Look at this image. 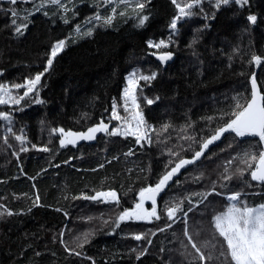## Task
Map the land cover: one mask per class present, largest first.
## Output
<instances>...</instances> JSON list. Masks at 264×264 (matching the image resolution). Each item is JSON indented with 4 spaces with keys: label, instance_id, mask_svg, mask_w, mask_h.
I'll use <instances>...</instances> for the list:
<instances>
[{
    "label": "trees",
    "instance_id": "16d2710c",
    "mask_svg": "<svg viewBox=\"0 0 264 264\" xmlns=\"http://www.w3.org/2000/svg\"><path fill=\"white\" fill-rule=\"evenodd\" d=\"M76 2L79 15L69 25H64L58 17L53 22L42 13H36L31 17L32 23L25 35L19 38L7 26L10 24V13L0 11V83H22L24 77L35 75L43 69L45 54L51 44L68 37L73 24L95 12V8L88 6L92 0ZM7 7V3L0 1V9ZM15 7L30 8L31 4H18ZM205 8L212 12L209 4L205 3ZM55 10L48 9L50 14ZM108 11L110 9L104 10L103 14L107 15ZM149 13L150 19L143 28L134 27L135 21L129 18L131 13L125 18L117 15L113 27L99 29L93 38L76 44L69 43L59 54L50 74L42 77L46 86L41 87L40 97L45 103L41 105L29 101L23 111L12 112L16 134L23 129L30 141L28 152L13 157L11 153L18 151L19 145L9 137L15 148L5 147L2 140L4 129L0 127V205H3L0 211L6 208L18 213L0 219V264H91L89 260L69 256L64 251L59 242L58 233L61 230L70 248L79 242L73 237L86 230H98L90 237V243L84 246L85 254L95 259L96 264H160L156 257L161 255L159 248L162 245L166 249L178 248V244L171 242V232L176 231L182 239V229L173 225L172 230L152 237L153 245H144L150 251L136 261L134 254L128 255V249L138 246L139 242L128 234L138 232V228L123 222L116 232L109 234L111 221L118 211L132 207L134 193L141 186H146L145 181L137 180L138 175L143 176L141 168L151 166L152 183H155L156 174L168 159L167 150L183 143L178 140L182 125L191 120L197 122L198 129L203 124L200 117L213 115L214 110L222 106L235 91H243L246 87L250 91L248 79L253 72L256 73L258 86L264 87V66L249 64L253 53L264 57V0H250L249 5L242 9L232 5L218 11L196 46L198 56H193L188 44L193 29L204 21L195 18L181 27L180 35L168 49L173 52L172 60L160 66L161 76L154 82L155 87L151 91L145 88L144 91V95L149 97L162 94V99L155 104L142 105L149 123L160 132L159 138L150 133L153 140L151 146L145 144L141 149L135 145L132 137H105L104 134L76 147L69 145L59 149L58 134L51 144L48 143L47 129L50 127L86 131L87 127L99 123L102 118L108 122L112 100L114 97L119 100L125 75L133 68L147 71L155 70L159 65L155 56L150 55L155 50L148 49L145 40L168 38L167 25L175 14V8L171 0H150L145 9V14ZM249 14L258 16L255 26L247 24ZM233 48L239 51L233 53ZM230 55L233 57L231 61ZM0 110L9 109L0 106ZM119 112L124 115L122 107ZM82 113L88 114L87 119L82 117ZM165 122L171 127L167 132H162L160 129ZM238 140L243 142L234 144L231 149L227 148L228 139L218 142L219 148L214 149L216 155L196 169L189 167L188 172L182 170L180 181L184 182L189 173L195 174L200 170H204L205 177L216 179L218 163L222 164L255 142L252 138ZM32 144L38 147L47 144L59 150L49 156L48 153L32 149ZM129 148L133 149L135 155L125 158L123 154ZM220 149L225 151L220 152ZM113 156H118V160L112 159ZM50 159L58 167L49 165ZM101 163L104 164L103 168L98 167ZM41 169L47 171L41 172ZM37 173L40 175L37 176ZM209 182L204 179L202 183ZM129 186L132 187L131 192H128ZM184 187L195 189L197 185L186 183ZM110 189L115 190L121 199L119 209L115 205L110 207L82 198L73 199L80 197L81 193L94 195L95 191ZM178 191L183 194V190H178L173 184L159 199L158 207L162 209L164 199ZM37 195L40 206L32 207ZM65 195L68 199H64ZM249 200L253 204L264 202V196L249 197ZM29 207H32L31 212L28 211ZM217 207L220 205L217 204ZM56 208L67 211L68 215L65 216L64 211H55ZM104 220L109 223L104 224ZM151 227L149 224L139 229L147 231ZM54 233L57 234L55 242ZM162 255L164 259L172 256L174 264H179L181 259L176 252L166 251Z\"/></svg>",
    "mask_w": 264,
    "mask_h": 264
},
{
    "label": "snow or ice",
    "instance_id": "6c2138e0",
    "mask_svg": "<svg viewBox=\"0 0 264 264\" xmlns=\"http://www.w3.org/2000/svg\"><path fill=\"white\" fill-rule=\"evenodd\" d=\"M8 4L6 9H0L5 13H10V24L13 35L16 38L25 35L26 30L32 23L31 17L36 13H42L45 18L55 22L58 17L64 25H69L79 15V7L76 0H5ZM84 3L85 0H80ZM150 0H92L88 5L95 8V12L86 15L81 22L73 24L72 31L68 37L55 40L50 49L46 52V60L43 69L37 71L35 75L24 77L22 83H0V106H7L9 110H0V127L4 129L2 137L3 145L15 148L10 143L9 137L14 139L19 145V150H13L11 155L19 157L20 153L29 151L27 145L30 143L23 129L20 134H16L14 128L13 111H23L27 102L34 104H44L45 101L40 97L41 87L46 86L42 77L46 73L50 74L54 66L55 59L69 45L76 44L81 40L93 38L96 31L101 28H111L114 25L116 16L121 18L129 16L135 21L134 27L143 28L150 19V13L145 14ZM24 3L31 4L30 8H17L16 5ZM205 3L211 6L212 12L209 13L205 8ZM250 0H171L175 8V14L171 17L167 27L169 30L167 39L145 40L148 49L155 50L150 55L155 56L159 65L155 70L147 71L141 68H133L124 77L125 86L122 88L119 100L115 97L112 100L111 112L108 122L102 118L99 123L87 127L86 131H71L63 127H50L47 129L49 134L48 143L51 144L58 134L59 149L69 145L76 147L79 141H93L98 133H103L105 137L134 138L135 145L143 149L145 144H153V133L159 138L160 132L149 123L142 105H153L162 99V94L149 97L144 95L145 88L151 91L155 87L161 76L160 66L172 60L173 52L168 50L175 43V38L180 35L181 27L190 23L195 18H201L204 22L192 31V38L188 47L193 50V56H198L196 46L199 45L203 34L209 29V21L215 19V15L224 7L236 6L242 9L249 5ZM49 8L56 10L49 13ZM102 9H110L108 14L102 13ZM122 9V10H120ZM247 24L255 26L258 16L249 14L246 17ZM233 53L239 51L233 48ZM229 56V61L232 60ZM249 64L264 66V57L253 53ZM231 66V65H230ZM200 74V73H198ZM244 75L243 72L240 73ZM143 82V85H141ZM250 91L246 87L243 91H235L224 104L214 110L213 115L200 117L202 126L197 129V122L187 121L181 126V135L178 140L183 143L175 145L167 150L168 159L163 164V169L156 174L155 183H152L153 169L149 165L141 168L143 176L138 175L137 180H143L146 186H141L134 193L135 202L132 207H124L118 211L115 219L111 221V231L116 232L123 222L137 221L152 225L147 231L130 233L131 239L139 242L138 246L128 249V255H135V260L140 261L142 257L150 251L148 246L153 245L152 237L157 233H165L173 229V225L181 227L182 239L177 236L176 231H172V243L178 244V248L166 249L163 245L159 248L156 257L160 264H174L173 257L163 258V253L176 252L180 256L179 264H264V202L251 203L249 197L256 198L264 196V87H258L256 73L248 79ZM123 108L124 115L119 112ZM107 112V109H105ZM88 114L82 113V117L87 119ZM111 121H116L115 126L110 127ZM44 126V122L41 121ZM170 124L165 122L160 131L167 132ZM191 130V132H189ZM170 138V137H169ZM238 138H252L254 143L242 151L216 165V179H210L208 184H203L205 177L204 170L193 174L189 173L184 182L179 179L180 174L188 172L189 167L198 168L205 160H211L219 148L218 142L228 139L227 148L231 149L234 144L242 140ZM32 149L39 152L48 153L53 156L59 149L50 148L47 144L38 147L31 145ZM225 149H220L224 152ZM125 158L135 155L132 148L124 154ZM72 158L70 157L69 160ZM118 160V156H113ZM111 163V161H107ZM49 165H54L52 160ZM65 164L68 161H64ZM235 164V167L233 165ZM103 168L104 164L98 165ZM47 171L41 169V172ZM95 171V169H93ZM131 171V169H128ZM21 174L23 170L21 169ZM40 173H37L39 176ZM190 177V179H189ZM30 179L35 180L36 177ZM190 183L197 185L195 189L185 188L184 185ZM175 184L178 190H183L181 195L168 196L163 201V208L160 209L159 199L167 193L172 185ZM123 187V185H122ZM132 191L129 186L128 192ZM127 192L124 193L127 196ZM84 200L115 205L116 209L121 207V199L115 190L95 191L94 195L81 193L80 197ZM64 199H68L67 195ZM146 202H150L151 207H146ZM217 204L220 207H217ZM40 206V197L37 195L32 207ZM32 207L28 211H32ZM3 208V205H0ZM55 211H64L56 208ZM14 213L8 209L0 211V219L5 216H13ZM67 216V211H64ZM90 219V218H89ZM158 222V223H156ZM108 224V220L103 221ZM71 231V230H69ZM96 231L86 230L73 237L78 240L75 247L70 248L63 239L64 231L58 235L60 244L69 256L81 257L96 264L95 259L87 256L84 246L90 243V237ZM57 234H53L55 242ZM40 255L39 252L36 253Z\"/></svg>",
    "mask_w": 264,
    "mask_h": 264
},
{
    "label": "rangeland",
    "instance_id": "374dc122",
    "mask_svg": "<svg viewBox=\"0 0 264 264\" xmlns=\"http://www.w3.org/2000/svg\"><path fill=\"white\" fill-rule=\"evenodd\" d=\"M105 10V9H104ZM104 10H102V13H103V11ZM105 13V12H104ZM132 70V69H131ZM125 86V85H124ZM111 126H115L116 125V121H111ZM207 171V170H206ZM207 181H210L209 180V176L208 177H206L205 178ZM211 179V178H210ZM106 205V204H105ZM106 206H110V205H106ZM110 207H114V205H111ZM115 219V218H114ZM113 219V220H114ZM127 224H129L130 226H133L134 228H138V232H140V231H143V230H141V229H139V228H143V227H147V226H149V224H147V223H145V222H137V221H128V222H126Z\"/></svg>",
    "mask_w": 264,
    "mask_h": 264
},
{
    "label": "water",
    "instance_id": "95a60500",
    "mask_svg": "<svg viewBox=\"0 0 264 264\" xmlns=\"http://www.w3.org/2000/svg\"><path fill=\"white\" fill-rule=\"evenodd\" d=\"M0 1L3 2V3H6L5 0H0ZM20 4H24V3H20ZM258 87H259V86H258ZM101 134H103V133H98L97 136H99V135H101ZM84 142H91V141H79L78 144H80V143H84ZM78 144H77V145H78ZM145 206H146V207L151 206V205H150V202H146Z\"/></svg>",
    "mask_w": 264,
    "mask_h": 264
},
{
    "label": "bare ground",
    "instance_id": "6f19581e",
    "mask_svg": "<svg viewBox=\"0 0 264 264\" xmlns=\"http://www.w3.org/2000/svg\"><path fill=\"white\" fill-rule=\"evenodd\" d=\"M100 136V135H99ZM99 136H97V137H99Z\"/></svg>",
    "mask_w": 264,
    "mask_h": 264
},
{
    "label": "flooded vegetation",
    "instance_id": "af4514ba",
    "mask_svg": "<svg viewBox=\"0 0 264 264\" xmlns=\"http://www.w3.org/2000/svg\"><path fill=\"white\" fill-rule=\"evenodd\" d=\"M151 207V206H150Z\"/></svg>",
    "mask_w": 264,
    "mask_h": 264
}]
</instances>
